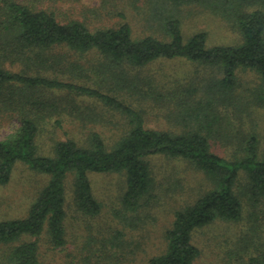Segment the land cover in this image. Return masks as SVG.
Here are the masks:
<instances>
[{
  "label": "trees",
  "instance_id": "trees-1",
  "mask_svg": "<svg viewBox=\"0 0 264 264\" xmlns=\"http://www.w3.org/2000/svg\"><path fill=\"white\" fill-rule=\"evenodd\" d=\"M165 1L180 5L203 0ZM52 4L51 0H0V116H15L19 121L10 134L0 138V186L10 183L18 164L47 178L25 215L0 218V246L6 247L0 253V264H43V238L50 249L65 248L70 179L75 206L93 217L102 208L91 177L123 173L127 186L122 203L127 210H138L154 186L150 157L155 155L190 162L213 187L175 210L172 224L164 231L165 250L147 264H195L201 255L194 237L199 229L217 221L240 222L246 197L254 203L264 201L260 135L245 132L234 158L218 153L212 143L218 136L227 138L225 132L231 133L241 123L238 117V122L222 125L218 104L228 99L239 107V95H232L239 74L254 77L245 107L264 108V9H236L241 43L210 46L205 31L186 37L177 17L164 19L168 39L153 35L135 38L126 15L117 7L109 15L119 16L121 22L91 27L77 17L60 18ZM160 59H184L214 73L205 85L180 90L186 94L179 100L184 104L178 113L184 123L181 130L148 127L143 110L118 96L127 91L146 100L153 98L157 92L154 81H142L133 72ZM82 60L99 77L104 76L103 81L114 83L112 93L55 76L59 71L72 73L84 68ZM64 94L67 99L90 96L105 111L123 116L122 135L110 146L98 131H92L85 144L67 136L55 141L51 153H41L40 124L69 103ZM61 123L57 118L56 124ZM122 244L111 242L110 246L117 249ZM261 245L237 264H264V242Z\"/></svg>",
  "mask_w": 264,
  "mask_h": 264
},
{
  "label": "rangeland",
  "instance_id": "rangeland-1",
  "mask_svg": "<svg viewBox=\"0 0 264 264\" xmlns=\"http://www.w3.org/2000/svg\"><path fill=\"white\" fill-rule=\"evenodd\" d=\"M51 1L55 3L51 8L60 18L77 17L86 20L91 27L114 26L121 22L119 16L109 15L117 7L126 15L125 20L130 23L135 38L153 35L166 40L164 19L177 17L186 37L205 31L210 46L241 43L236 9L249 11L257 6L264 9V0H203L180 5L165 0ZM82 62L84 68H77L72 73L59 71L55 76L112 93L114 83L103 81L104 76L99 77L94 68L91 69L86 61ZM133 73L140 75L142 81L149 78L154 81L157 86L154 97L146 100L127 91H120L118 96L143 110L148 127L175 131L184 128L178 113L184 110L183 101L179 100L186 98V94L180 90L186 86H203L214 76L213 70L184 59H160ZM253 80L251 73L239 74L238 86L232 94L233 97L239 95V107L228 99L218 103L224 119L222 125L230 126L232 122H238V117L241 119L235 131L225 132L230 140L218 136L212 142L213 149L228 158H234L237 144L248 131L259 134L261 148L264 147V108L245 107ZM67 101L69 103L60 112L41 122L38 137L41 153H51L55 141L67 136L85 144L92 131L100 132L110 146L124 132V117L105 111L94 98L73 95ZM97 114L98 120L95 119ZM57 118H61V126L56 124ZM18 123L15 116H0V138L10 134ZM150 163L154 186L136 211L125 209L122 203L127 186L123 173L91 177L95 197L102 208L101 213L93 217L81 213L75 206L70 179L66 207L67 244L63 249L53 250L43 238L40 241L43 264H147L151 257L161 254L166 248L164 231L172 224L175 210L213 185L190 162L155 155L150 157ZM46 181L45 176L18 164L10 183L0 186V218L25 215L36 192ZM243 201L244 215L240 222L217 221L195 233V242L201 249L195 264H237L262 246L264 201L254 203L247 197ZM111 242H121L123 246L115 249L110 246ZM5 248L0 246V253Z\"/></svg>",
  "mask_w": 264,
  "mask_h": 264
}]
</instances>
